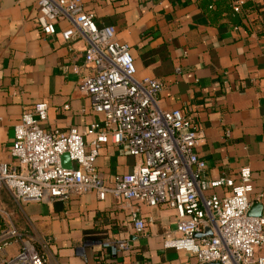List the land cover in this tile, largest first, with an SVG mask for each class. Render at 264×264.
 Returning <instances> with one entry per match:
<instances>
[{"label": "crops", "instance_id": "0c3cea01", "mask_svg": "<svg viewBox=\"0 0 264 264\" xmlns=\"http://www.w3.org/2000/svg\"><path fill=\"white\" fill-rule=\"evenodd\" d=\"M222 1L83 0L98 23L114 26L116 38L129 45L135 77L162 81L159 106L182 110L200 128L196 153L206 162L205 178H234L248 167L251 197L262 203L264 215V0H244L238 25L230 22L226 3L214 20L208 16L207 7ZM38 5L39 0H0V159L7 163L14 126L37 102L48 105L41 122L45 130L83 131L99 118L77 88L93 73L84 56L87 42L78 35L62 38L71 27L66 19L51 35H42L35 22ZM61 162L72 166L69 158ZM136 162L106 144L95 165L110 186ZM228 190L211 188L205 195L224 196ZM0 203L13 213L17 228L46 250L48 264H195L193 255L165 247L176 215L163 204L139 206L147 226L136 235L129 208L112 197L100 201L93 192L66 202L21 205L2 190ZM118 239L131 248L113 256L101 247ZM15 251V246L8 250ZM260 252L264 255V246Z\"/></svg>", "mask_w": 264, "mask_h": 264}, {"label": "built area", "instance_id": "2783aa9c", "mask_svg": "<svg viewBox=\"0 0 264 264\" xmlns=\"http://www.w3.org/2000/svg\"><path fill=\"white\" fill-rule=\"evenodd\" d=\"M241 12L244 0H231ZM66 19L71 27L62 32L70 41L86 42L85 60L93 73L77 84L99 118L83 131L45 130L48 105L37 102L21 113L10 144L12 162L0 159V192L7 190L17 204L69 201L93 192L98 200L112 197L129 208L133 231L145 232L147 221L139 206L166 205L176 215L175 229L167 232L164 245L185 251L195 264H264V215H247L256 201L251 171L241 167L236 177L207 180L206 162L196 153L203 134L180 109H162L158 95L163 83L155 77H135L136 67L129 45L118 40L112 25L100 24L83 0H39L36 25L42 35ZM65 105L64 109L68 110ZM110 144L137 159L129 173L118 174L106 185L95 165L100 148ZM67 154L71 167H64ZM226 187L228 193L205 195L211 188ZM262 193L256 196L260 199ZM0 264H48L45 249L22 233L13 213L0 203ZM209 228L210 235L195 237ZM177 233L174 237L172 234ZM16 247L14 254L8 250ZM113 256L131 248L127 240L101 243Z\"/></svg>", "mask_w": 264, "mask_h": 264}, {"label": "trees", "instance_id": "16d2710c", "mask_svg": "<svg viewBox=\"0 0 264 264\" xmlns=\"http://www.w3.org/2000/svg\"><path fill=\"white\" fill-rule=\"evenodd\" d=\"M225 3H226V8H227L228 17L230 19V22L234 25L240 24V19H239L238 13L233 11L231 0H226V2L224 0L220 3H218L215 7L211 8V9L207 7L206 12H207L208 16L211 18V20H214L216 18L217 14L220 12L219 11L220 7L225 5ZM244 4H245V2L242 4L241 10H243ZM1 227H2V225L0 223V229H1Z\"/></svg>", "mask_w": 264, "mask_h": 264}, {"label": "water", "instance_id": "95a60500", "mask_svg": "<svg viewBox=\"0 0 264 264\" xmlns=\"http://www.w3.org/2000/svg\"><path fill=\"white\" fill-rule=\"evenodd\" d=\"M67 158H68V155L64 154L61 157V160L64 162V160H66ZM262 213H263V205H262V203L254 202L251 205L250 209L248 210L247 215L250 216V217H260V216H262ZM210 234H211L210 229L209 228H205L202 233L195 234V237L199 238L201 236L210 235ZM207 264H217V263H207Z\"/></svg>", "mask_w": 264, "mask_h": 264}]
</instances>
